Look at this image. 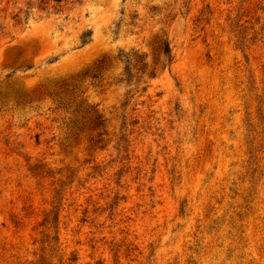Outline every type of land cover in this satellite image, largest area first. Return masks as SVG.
I'll list each match as a JSON object with an SVG mask.
<instances>
[{"label": "rangeland", "instance_id": "374dc122", "mask_svg": "<svg viewBox=\"0 0 264 264\" xmlns=\"http://www.w3.org/2000/svg\"><path fill=\"white\" fill-rule=\"evenodd\" d=\"M0 264H264V0H0Z\"/></svg>", "mask_w": 264, "mask_h": 264}, {"label": "trees", "instance_id": "16d2710c", "mask_svg": "<svg viewBox=\"0 0 264 264\" xmlns=\"http://www.w3.org/2000/svg\"><path fill=\"white\" fill-rule=\"evenodd\" d=\"M57 3H61V0H55ZM44 2V1H43ZM47 4V3H45ZM165 56L167 58V60L172 63L174 61V57L172 54V50L170 48V45H168L167 47H165ZM103 117L102 116H97L96 121L99 123L100 126L103 125L104 120H102Z\"/></svg>", "mask_w": 264, "mask_h": 264}]
</instances>
